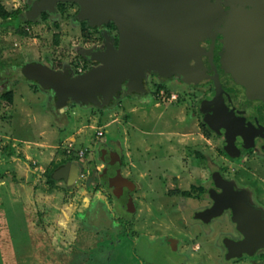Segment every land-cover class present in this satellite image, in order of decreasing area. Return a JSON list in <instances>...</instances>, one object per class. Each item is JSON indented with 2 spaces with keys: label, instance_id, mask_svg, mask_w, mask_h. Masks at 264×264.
<instances>
[{
  "label": "rangeland",
  "instance_id": "1",
  "mask_svg": "<svg viewBox=\"0 0 264 264\" xmlns=\"http://www.w3.org/2000/svg\"><path fill=\"white\" fill-rule=\"evenodd\" d=\"M36 1L0 0L8 11L23 10V15L16 20L0 19V94L1 89L13 90L11 103L0 96V158L22 155V150L16 152L15 148L23 149L29 144L28 152L35 161L30 160L28 165L40 166L43 170L39 183L46 184L49 172L69 160L80 165L84 181L77 180L73 186L57 181L61 187L58 189L60 206L52 217L46 215L51 221L47 224H53V217L58 216V231L53 237L63 236V241L71 243L72 248L58 249L53 240L49 246L46 240L52 235L48 232L40 236L44 221H38L37 217L33 224L29 223L17 201L5 202L6 232L10 238L0 237V264H173L174 259L176 263L186 264L183 257H189V253L194 254L196 263L205 261V254L213 261H220L215 258V252L223 235L210 227L201 228L191 219L184 220L188 211L197 212L202 208V199L189 200L179 195L191 181L195 185L197 181L207 185L210 177L215 179L213 174L198 172L195 167H214L218 165L216 161L212 159L204 164L192 153L204 146L197 121L194 117L188 118L201 93H190L174 103L171 102L174 89L155 99L146 92L123 98L119 101L122 105L116 108L104 104L81 105L71 99L65 111H58L52 92L27 79L25 68L49 55L52 57L44 58L51 59L57 68L66 67L60 71L69 70L74 75L81 64L74 63L78 59L71 56L77 51V45L89 41L80 37L75 16L73 20L76 7L72 3L61 4L52 13L45 11L49 18L43 20L34 8ZM54 21L59 24L57 28L53 26ZM54 33H59L57 43H53ZM102 128L103 135L97 137L96 131ZM176 128L185 134L176 138L184 140L188 147L181 143L173 147L170 141L166 142L171 137L168 131ZM106 148L123 155L121 172L133 185L115 184L112 171L105 173L98 169L104 163ZM68 149L71 154L67 153ZM80 149L85 150L82 157L77 155ZM173 149L185 157L182 171L171 168L174 160L168 156ZM112 162L111 158L106 161L110 170ZM102 178L112 184H104ZM125 188L130 193L124 196ZM207 191L204 187L202 193ZM176 195L179 197L175 198ZM71 201L75 207L69 208L66 203ZM41 207L35 204V208ZM30 224L38 228V236L32 237ZM228 227L226 221L218 220L213 228L224 234ZM66 228L73 229L75 234H67ZM3 234L2 229L0 235ZM229 262L243 264L241 257Z\"/></svg>",
  "mask_w": 264,
  "mask_h": 264
},
{
  "label": "flooded vegetation",
  "instance_id": "2",
  "mask_svg": "<svg viewBox=\"0 0 264 264\" xmlns=\"http://www.w3.org/2000/svg\"><path fill=\"white\" fill-rule=\"evenodd\" d=\"M211 1L215 11L221 15H233L237 18L255 15L264 20V0ZM60 3H72L76 7L73 15L74 20V16L76 17L79 9L78 5L74 2H58L54 10L61 7V5L59 6ZM22 13L23 10L19 16H22ZM43 13L46 12L42 11L41 17ZM47 18H49L48 14ZM74 22L80 29V37L83 40L89 41L84 42L79 47L77 45V51L71 56L78 59L74 63L79 62L81 64L78 73L74 75H81L99 65L97 62L91 61L89 57H92L93 54L104 52L109 41L112 42L114 48H117L119 34L111 20L103 21L101 24H97L100 25L97 27L91 26L88 19H76ZM238 30V24L216 16L210 23L209 30L198 41V67L195 71L188 72V76H186L180 73L164 75L161 69H148L142 80V91H128L126 81H124L118 90V94L115 95L110 92L111 100L108 103H103L109 108H116L118 105H122V102L119 101L123 100V98L126 99L146 92L154 99L161 98L164 94H170L173 89L174 96L171 102L174 101L176 103L179 99L188 97L190 93L197 91L201 93L200 100L195 102L196 105L189 112L188 118L194 117L197 121L198 131L204 146L192 150V153L195 158L203 161L204 164L212 162V159L216 161L218 165L214 167L201 165L195 167L198 172L213 174L215 179H210V177L207 182L208 186L206 182L197 181L195 185L191 181L186 188H182L179 191V195L187 197L189 200L198 199L200 201L202 199L201 202H203L201 204L202 208H198L197 212L188 211L184 220L185 218L187 220L191 219L204 229L210 227V230L218 232L223 237L219 243L217 242L219 245L217 244L215 252L217 254L215 258L220 261H213L211 256L208 257L205 254V261L196 263L193 261L194 254L189 253V257H183V262L186 261V264H223L222 262L224 261H226L224 264H232L229 261L235 257H241L243 264H264V246L252 249L246 248L245 250L231 248L230 251V248L226 244L227 241L238 244L245 239V235L240 229L238 230L237 223L232 219L235 213L232 207L224 204L218 214L202 218V215L218 202L217 199L220 200L219 202H224L223 197L231 196L235 201L243 203L246 208L251 209L253 212L250 215L251 217L255 218L257 216L260 222H264V90L258 92L254 88L247 86L242 81L240 74L231 70L226 63L227 57H264V54L250 53L229 56L227 53L229 43L232 36L238 33ZM44 57L52 56H43L42 61H32V63L42 64L49 68L52 66L55 70L58 69L59 71L66 68L65 66L57 68L51 59ZM173 80L174 82H172ZM175 80H180L179 82L183 86ZM175 84H178V88H175ZM168 134L171 137H168L166 142L170 141L173 147L176 144L180 145V143L188 147V144L183 143L184 140L181 141V139L176 138V136L185 135L180 133L179 128L168 131ZM185 149L187 150L188 148ZM157 150L158 148L155 151ZM188 152L190 153L189 150ZM104 154V163L98 169L105 173L112 171L115 174L117 165L115 157L117 156L121 176L129 179L121 172L122 165L124 164L123 155L119 152H113L110 148H106ZM169 154L168 157L174 160L171 168L174 170L183 169L181 165L185 163V157H182L176 149L170 150ZM108 158H111L113 161L112 170L106 164ZM60 165L62 164H59L57 167ZM228 174L230 176H227ZM83 179L79 174L78 180L84 181ZM102 179L104 184H112V181ZM114 183L128 184L118 180L116 174ZM129 185H133V182ZM204 187L208 188L206 193H202ZM127 189L125 188L124 191ZM191 190H195V193H192ZM129 193V191H126L123 195L125 196ZM179 195H176L175 198H178ZM194 195L198 197H193ZM218 220H224L229 224V227L224 230V234L220 230L218 231V229L213 228ZM199 232L201 231L199 230ZM184 235H189V233ZM199 241L200 238L195 240L196 243H199ZM196 247L199 249V246ZM228 254H231V256L227 257ZM187 258H191V261L188 262ZM173 264L180 263H176L174 259Z\"/></svg>",
  "mask_w": 264,
  "mask_h": 264
},
{
  "label": "water",
  "instance_id": "3",
  "mask_svg": "<svg viewBox=\"0 0 264 264\" xmlns=\"http://www.w3.org/2000/svg\"><path fill=\"white\" fill-rule=\"evenodd\" d=\"M58 2L76 3L79 7L76 19H88L91 25L111 20L119 34L117 48L109 41L104 52L89 57L99 65L81 75H73L69 70L54 71L38 63L28 64L26 78L52 92L58 111H65L71 99L81 105L108 103L110 92L117 95L124 81L128 91L140 92L148 69H161L164 75L180 73L188 76V72L198 67V41L216 16L239 26L238 33L229 43V56L264 54V20L255 15L239 18L221 15L215 11L211 0H37L34 8L38 13H52ZM226 63L240 74L247 86L258 92L264 90V57H227ZM115 158L117 179L132 184L121 176L119 159ZM81 169L69 160L54 169L51 178L73 186ZM223 199L224 202L217 199L218 202L202 218L218 214L224 204L235 210L232 219L245 239L238 244L227 241L230 251L231 248L245 250L264 246V222L257 216L251 217V209L231 196Z\"/></svg>",
  "mask_w": 264,
  "mask_h": 264
},
{
  "label": "crops",
  "instance_id": "4",
  "mask_svg": "<svg viewBox=\"0 0 264 264\" xmlns=\"http://www.w3.org/2000/svg\"><path fill=\"white\" fill-rule=\"evenodd\" d=\"M2 85L1 87H3ZM3 91V89H1ZM37 93V92H36ZM71 139V138H70ZM34 145L37 144L36 142H33ZM40 145H43L42 143H39ZM22 150V155H9L5 156L3 158H0V165L2 168H0L1 172L0 175L2 174V177L0 179V231L3 229V235H0V237H5V238H10V236L7 234L9 233L8 231V224L6 222L5 215L6 214V209L4 203L5 202H10L12 199L13 201H17L20 206H22L23 209V215L25 220L29 221V223L37 220H42L44 224H42V228L39 229L41 231L40 236L42 237L43 234L46 236V234L49 232L52 235V238L49 240H46L48 242L49 246L50 240L54 241V244L57 245V248L60 249L62 247H70L72 248V244L68 245L67 241H63L64 238L63 236L60 235L58 238H54L53 234L58 231L56 227V223L59 222L58 216H54V223L53 224H47L50 221V219L46 218V215L52 214L55 215L57 213V208L60 206L58 203V200L60 198V191L61 190L60 182H55L50 183L49 181L46 182V184L39 183V178H41L43 170L42 167L37 166L36 168H31L28 164L29 161H35L31 155V152L29 153V144H26V146L22 149L21 147L15 148L16 152L18 150ZM24 151V152H23ZM54 155V153H52ZM20 156V157H18ZM55 156V155H54ZM51 158L49 159V161ZM53 160V159H52ZM52 161H50L51 163ZM47 170V169H46ZM40 172V173H38ZM5 174V175H4ZM85 186V185H84ZM73 200V198H72ZM38 203V205H41V209L35 208V204ZM74 201H71L69 204L70 207H75L73 206ZM15 205V204H14ZM46 209L47 212L45 211ZM52 211V212H51ZM70 220V217L67 218ZM58 220V221H56ZM32 224H30V230H32V237L38 236L39 231L38 228H33ZM47 224V225H46ZM46 225V226H43ZM39 227V226H38ZM5 229V230H4ZM70 230V231H69ZM73 229L66 228L65 232L67 234L73 233ZM53 231V232H52ZM78 235V234H77ZM70 237V235H69ZM81 238V235H80ZM45 242V243H46ZM47 243L45 244L46 247L48 245ZM69 248V249H70ZM71 250V249H70ZM3 253V252H2ZM4 255V254H3ZM73 260V258H72ZM70 263V262H69Z\"/></svg>",
  "mask_w": 264,
  "mask_h": 264
},
{
  "label": "trees",
  "instance_id": "5",
  "mask_svg": "<svg viewBox=\"0 0 264 264\" xmlns=\"http://www.w3.org/2000/svg\"><path fill=\"white\" fill-rule=\"evenodd\" d=\"M61 5V3L59 4V6ZM21 8H16L12 11H8L5 9L4 5L0 2V19L2 20H16L19 16V14L21 13ZM43 20L47 19V14L43 13V16L41 17ZM28 24H30V21H27ZM53 26L54 27H58V23L57 22H53ZM58 37H59V33H54L53 34V43H57L58 42ZM12 95H13V90H4L1 92L0 96L2 99H4L7 103H11L12 102ZM58 166V165H57ZM55 166V167H57ZM51 173L49 172L48 174V181L50 183H54V179L51 178Z\"/></svg>",
  "mask_w": 264,
  "mask_h": 264
},
{
  "label": "built area",
  "instance_id": "6",
  "mask_svg": "<svg viewBox=\"0 0 264 264\" xmlns=\"http://www.w3.org/2000/svg\"><path fill=\"white\" fill-rule=\"evenodd\" d=\"M103 132H104L103 128L99 129L98 131H96L97 137L102 136ZM66 151H67L68 154H71V151L69 149L66 150ZM84 153H85V150H83V149H80V150L77 151L78 157H82L84 155ZM83 176H84L83 173L82 174L80 173V177L82 178Z\"/></svg>",
  "mask_w": 264,
  "mask_h": 264
}]
</instances>
